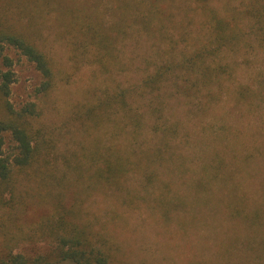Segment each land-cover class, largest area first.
Returning a JSON list of instances; mask_svg holds the SVG:
<instances>
[{"label": "rangeland", "instance_id": "obj_1", "mask_svg": "<svg viewBox=\"0 0 264 264\" xmlns=\"http://www.w3.org/2000/svg\"><path fill=\"white\" fill-rule=\"evenodd\" d=\"M47 1L28 0L26 12L12 13L53 61L51 89L38 91L43 78L34 64L13 47L4 50L16 72L11 101L16 107L37 103L33 124L41 130L44 156L18 170L0 199V252L45 251L47 230L66 208L72 210L69 219L98 230L101 244L122 264H263L258 242L264 239V218L260 227H246L227 208L236 192V202L243 199L247 210L257 205L264 210V97L245 102L233 92L238 82L253 78L254 87L264 84V37H256L258 22L245 11L251 0H154L159 14L151 31L135 23L130 35L118 39L113 57H100L87 34L97 19L102 27L111 25L118 0ZM204 9L244 31L238 46L217 58L236 67L224 91L214 88V98L168 94L164 112L179 124L168 159L142 160L119 188L94 185V149L120 143L129 155L132 147L140 153L159 142L151 127L134 139L123 112L111 110L94 124V104L122 87H135L131 100L145 112L154 94L137 87L141 78L170 41L178 42L176 53L185 43L207 42ZM3 70L0 58V75ZM154 119L149 111L151 126ZM5 136V150L13 152L10 133Z\"/></svg>", "mask_w": 264, "mask_h": 264}, {"label": "trees", "instance_id": "obj_2", "mask_svg": "<svg viewBox=\"0 0 264 264\" xmlns=\"http://www.w3.org/2000/svg\"><path fill=\"white\" fill-rule=\"evenodd\" d=\"M27 1L0 0V58L6 66V70H3L0 75V104L3 114L0 116V199L4 192L13 186L18 170L31 168L44 156L41 130L33 124V119L40 113L37 103L28 101L21 107H16L11 101L16 72L13 69L14 60L4 53L6 47L18 50L42 75L43 80L37 88L38 91L48 92L51 89L54 80L53 61L36 43L32 31L29 32L21 25L19 26L18 18L15 16L26 12ZM144 1L146 0H118L115 7L116 18L109 27H102L99 24L100 19L94 21V26L89 27L87 38L92 41L100 57L115 56L118 39L130 35L131 27L135 23L151 31L152 21L154 17H158L159 12L154 7V0L151 5H145ZM263 2L264 0H251L245 10L246 14L254 17L258 22L256 37L261 38L264 37ZM203 7L206 5L203 4ZM13 11H16L15 15ZM205 12L209 18L207 42L200 45L185 43L176 53L179 44L170 41L164 50L160 49L163 52L161 60L155 62L154 68L141 78L137 87L142 88L146 93L154 94L145 112L136 108L131 100L134 92L137 91L135 87H133L135 89L122 87L106 94L94 104V124L102 121L106 115L112 114L111 110L123 112L126 119L130 121L134 139L137 140L143 134L145 127H151L152 132L159 138V142L142 148L140 153L137 147H132L129 155L121 151L120 143L107 146L103 152L94 149V185L119 188L123 178L141 166L144 161L156 164L168 159L166 154L172 149L171 140L178 136L176 134L179 131V124L170 123V119L164 112L168 94L170 96L175 93L190 97L200 92L214 98L215 95L212 93L214 88L224 91L227 85L225 83L230 80L236 67L231 62L217 58L222 50L235 49L244 37V31L236 22L221 16L215 10H205ZM99 56L100 63L105 64ZM256 79L253 78V82L250 83L238 82V85L233 87V92L240 101H251L256 96L264 97V84L254 87ZM226 89L229 91L231 87L227 86ZM149 111L150 117H155L152 126L149 124L150 120H146ZM162 119H166L164 123L161 122ZM6 132L10 133L14 142L13 152L5 150ZM154 176L153 170L146 173L148 181H152ZM233 195L231 200L233 203L227 204L230 215L246 223V227H252L254 224L260 227L264 218L262 207L257 205L252 210H247L243 199L240 204L239 201L236 202L238 199L236 192ZM71 213L72 210L64 208L63 213H60L54 222V226L48 228L50 244L45 251L34 255L24 252L13 253V251L0 252V264H50L53 262L122 264L115 260L116 257L109 248L101 244L98 230L92 231L86 223L69 219L67 215ZM258 243L264 250V239Z\"/></svg>", "mask_w": 264, "mask_h": 264}]
</instances>
